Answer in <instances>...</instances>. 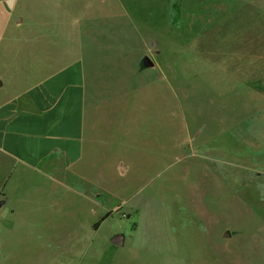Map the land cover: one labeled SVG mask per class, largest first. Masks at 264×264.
<instances>
[{
	"label": "rangeland",
	"instance_id": "374dc122",
	"mask_svg": "<svg viewBox=\"0 0 264 264\" xmlns=\"http://www.w3.org/2000/svg\"><path fill=\"white\" fill-rule=\"evenodd\" d=\"M87 33L140 55L116 74L125 105L96 123L116 139L79 211L40 216L50 231L30 207L52 195L14 192L0 264H264V0H0L1 96L70 63Z\"/></svg>",
	"mask_w": 264,
	"mask_h": 264
},
{
	"label": "crops",
	"instance_id": "0c3cea01",
	"mask_svg": "<svg viewBox=\"0 0 264 264\" xmlns=\"http://www.w3.org/2000/svg\"><path fill=\"white\" fill-rule=\"evenodd\" d=\"M116 37L115 33L106 38L98 33L72 36V41H81L70 63L19 93L1 96L0 92V213L7 209L10 224H17L23 211L11 204L14 192H27L34 185L37 192L52 195L46 202L50 208H43L41 200L30 207L36 232L50 231L40 226V216H59L53 221L61 225L64 217L79 211V182L90 180L89 169L103 166L96 160L107 158L109 144L116 139L109 132L97 140L101 131L96 123L111 119L105 114L111 103L125 105V78L116 74L126 72L127 60L136 62L140 56L123 46L113 48ZM41 183L44 188H37Z\"/></svg>",
	"mask_w": 264,
	"mask_h": 264
},
{
	"label": "water",
	"instance_id": "95a60500",
	"mask_svg": "<svg viewBox=\"0 0 264 264\" xmlns=\"http://www.w3.org/2000/svg\"><path fill=\"white\" fill-rule=\"evenodd\" d=\"M154 61L152 60L151 57L146 56L141 63V67L142 69H147V68H151L154 67ZM0 86H2V82H0ZM231 234L228 232L227 236H230ZM110 242L112 243V245L117 246V247H124L125 243H126V236L125 234H117L115 236H113L110 240Z\"/></svg>",
	"mask_w": 264,
	"mask_h": 264
},
{
	"label": "trees",
	"instance_id": "16d2710c",
	"mask_svg": "<svg viewBox=\"0 0 264 264\" xmlns=\"http://www.w3.org/2000/svg\"><path fill=\"white\" fill-rule=\"evenodd\" d=\"M107 218V216L103 217L102 219H100L94 227H98L105 219Z\"/></svg>",
	"mask_w": 264,
	"mask_h": 264
},
{
	"label": "bare ground",
	"instance_id": "6f19581e",
	"mask_svg": "<svg viewBox=\"0 0 264 264\" xmlns=\"http://www.w3.org/2000/svg\"><path fill=\"white\" fill-rule=\"evenodd\" d=\"M147 202V201H146ZM145 203V202H144ZM148 203V202H147ZM147 205V204H146Z\"/></svg>",
	"mask_w": 264,
	"mask_h": 264
}]
</instances>
